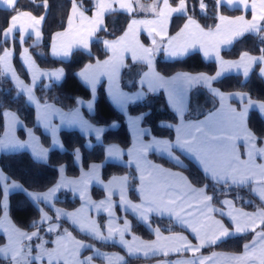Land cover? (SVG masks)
<instances>
[{
    "label": "snow or ice",
    "instance_id": "6c2138e0",
    "mask_svg": "<svg viewBox=\"0 0 264 264\" xmlns=\"http://www.w3.org/2000/svg\"><path fill=\"white\" fill-rule=\"evenodd\" d=\"M34 3L35 0H32ZM0 3L5 5L7 9L15 12V15L10 17L9 26L3 30V35L5 38L11 36L15 31L20 33V42L23 43L24 35L31 30L34 33L36 40L39 41L42 37L40 30V25L44 21V16H34L28 11H18L17 5L18 0H0ZM199 8L201 12L207 8L205 0H198ZM118 5V9L114 8L113 5ZM42 6L48 8V0H42ZM214 6L216 9L237 6L242 7L244 10L251 9L252 17L250 20L245 19L243 15L237 16L234 19H230L224 15H219L218 19L220 24L216 26L215 32L212 30L205 31L197 23L192 16H187L186 23L176 34L175 37L169 38V45L176 41L180 37L197 35L204 37H220L221 29L223 26L227 25V31L231 33L230 37L224 39H218L217 42L212 46L211 49L205 48L204 55L207 57L211 53H214L217 62L220 65V70L216 72L215 76H208L205 74H199L196 76L181 74L177 77H173L171 81H165L162 77H158L162 84L170 85V100L173 103V107L179 113L181 120L183 121V114L185 110V94L187 87L195 84H202L206 86L213 96H216L221 101L220 110L217 113L210 114L205 121H200L196 124L177 126V136L175 141L167 140H153L147 144L140 143L136 149L135 153V163L137 169L140 171L141 184L144 185L147 176H151L153 171H158L156 166L151 165L147 161V153L149 150L154 149L156 151L167 153L168 156L176 162L177 165H181L179 156L174 155L175 150H179L181 153L191 155L201 166L205 178L211 179L217 184H223L224 186L237 185L243 186L251 180H256L257 183H264V165L255 166L259 168V178H257V173L253 170L252 158L254 152L264 155V148L256 149L257 137L252 133L246 124L247 114L250 109H258L262 114H264V101H254L246 93H233L224 94L219 90L212 88V81L221 77L222 74L231 69H243V75L248 77L250 69L254 64H264V55L259 57L252 56L248 52H244L240 55L237 61H225L220 57V44H230L232 43V38L243 36L245 33H255L259 35L264 32V0H252L251 4L249 0H214ZM96 11L94 15L89 18L85 15L82 10V5L77 2V0H71V13L68 16L67 24L68 27L64 32H57L53 36L52 51L53 55L67 57L70 55L73 45L81 47L85 50L89 48V38L94 36L97 31L106 30L103 29V18L106 12H113L118 10H123L128 14H132L136 11H142L151 13L154 19H132L128 24L127 30L124 34L114 41H103L105 48L113 53V55L103 62L97 61L96 68L106 67L113 65L114 70L117 69L119 65L123 64L125 53H130L132 60L135 62L137 60L146 61L149 65V69H152V59L151 55L153 51L157 50L159 45L156 37H161L163 39L167 35V25L170 18L174 13L187 15L188 12V0H178V5L173 7L170 4V0H153L150 5H145L141 3V0H95ZM79 19L80 28L82 31L78 32V38L72 39L69 43L64 44L63 42L57 45V40L63 41L69 38L74 32V21ZM87 25V27H84ZM144 27L148 35L152 38V45L154 47L148 48L144 47L139 43L138 34L141 27ZM262 42H264V35L260 36ZM195 42V41H194ZM203 47V45H202ZM186 51V47L180 49H173L170 54L173 56L182 55ZM264 53V49H261ZM12 52L5 49L3 55H0V74L6 75L11 73L12 79L16 82L17 87L22 93H26L29 101L34 102L39 107V102L35 100L33 89L27 85H24L22 81L16 76L15 71L11 68L9 63ZM23 57L25 62L31 69L34 62L28 55V49H23ZM93 66L88 65L85 71H82L79 75L84 78V80L91 84L93 87V92L95 91V84L98 82V74L89 75L88 70ZM261 76H264V67L260 69ZM48 75L50 77H55L59 79L63 75L62 70H57L51 73H40L38 71L33 73V85L39 76ZM148 76V73H145ZM111 80V76H110ZM143 82V81H142ZM149 89L155 90L153 83L149 81ZM140 93L135 96H129L125 93L116 90L112 93L113 99L117 105L123 108L128 102L138 99ZM233 97H236L241 104L239 110L231 106H227V112L229 113L228 127L224 128L220 121L214 120L215 116L220 115L221 112L225 111V102ZM78 103H83L78 101ZM44 118L47 119L48 111L51 106L45 105ZM89 110L92 109V103L87 104ZM5 117L10 118V123L14 126L19 123L17 117L14 113L5 112ZM139 119V118H138ZM70 123H76L81 126L82 129H88L95 131L97 138L100 137L101 133L104 131L102 128L92 129V126L87 124L79 114L77 110L72 114V119ZM171 127V126H169ZM145 130H138V135H142ZM226 133V134H222ZM199 134V136L197 135ZM7 135V133H6ZM242 140L245 147L248 149L247 155L249 157L248 161H242L240 159L239 152L236 147V141ZM23 147L19 141L9 140L0 141V147ZM108 156L112 158H119L121 156V150L116 147L108 148ZM38 159H44L46 155V150L35 153ZM129 155H132V151L129 150ZM76 158L79 159V150H76ZM133 161H129L132 163ZM99 165H92L91 170L87 173H83L80 181H65L63 178V167H61V181L57 183L56 186L50 188L46 192H29L23 189L21 185L13 181L10 185L8 183L3 184V202L0 205V209L3 210V218L0 219V227H2L3 232L8 235V244L0 247V256L4 259L10 260V264H34V261L41 260L45 256L49 258V264H59V260L63 259L68 253L67 247L63 244V240L66 237H71V233L64 230L65 236L58 237L54 243H56L57 248L49 251L44 248V241L37 244L36 247L40 249L39 253L35 256L32 255L31 245H25L23 242L25 240L31 241L33 238L41 239L39 236V231H33L31 233L24 232L14 225L11 224L10 220L7 218V196L9 188L21 189L26 192L27 196L33 202V204L38 205L40 203L48 204L51 202L55 193L62 187H70L76 185H83L85 188L90 180H96L99 183L97 172ZM172 176H179L180 180L183 182L185 188L191 193H198L199 199L197 202L193 203L188 201L187 195L182 193L181 190L173 185H166L152 190H147L141 188L142 192V203L141 204H130L126 200L124 192L125 186L128 181V177H122L117 181L116 178L109 181L105 185L107 190V196L105 200L99 203L87 201L96 209H103L112 216V196L114 194L113 185H120V203L124 206H130L133 211L138 212L140 219L148 222L149 214L155 212L157 214L163 215L168 213L175 218L186 228L191 229V232L195 235V239L199 241L197 244H192L188 241L186 236L183 235H172L163 236L160 233L159 228L153 231L156 234V240L151 242H141L138 246L133 247L124 240L125 232L129 229L130 225L127 220L124 221L123 228H114L111 223L108 226V235L104 236L100 231V226L94 222L84 223L75 219L76 213H66L57 210V219L61 215L67 217L72 221L74 225H78L82 231H87L99 239H111L114 234H118L120 237V242L128 247L129 254L133 253H143L145 256L149 254L155 255L158 253H163L167 256L170 251L173 252H183L190 251L194 254V258L189 261H178L175 264H207L210 257L195 258V253L200 252V249L207 245H215L222 238L229 237L235 233H243L247 231H252L255 236L250 244L244 245V254L241 256H232L228 259L233 261H247L248 264H264V231H257L258 228L264 226V209L258 210L256 213H244L238 212L235 215L230 211L227 215L235 224V231L230 232L229 228L225 227L220 221H213L215 228L212 231L204 230L203 225H197L191 222L196 213L200 215H207L213 211H220L223 215L221 209H213L211 206L212 197L205 194V189H196L191 186V183L187 180V177H183L181 174L170 173ZM8 178L0 173V181H7ZM74 190L80 191L81 199L85 198V191L80 190L79 187L74 188ZM256 191V189H253ZM259 195L261 200H264V188L259 190ZM223 205L233 208L231 201L225 200L221 202ZM41 213L40 221H33L32 226L40 228L45 221L51 220V217L44 213L43 209H39ZM242 217L245 219L242 221ZM59 225H50L48 231H54ZM137 237H133V240H137ZM260 241L258 244L257 241ZM75 249L72 254L78 251L81 247H87L79 241H74ZM63 249V251L61 250ZM216 254L214 253L213 256ZM91 257L87 258V264H91ZM123 259V258H121ZM65 264L67 261L65 260ZM167 264V262H166Z\"/></svg>",
    "mask_w": 264,
    "mask_h": 264
},
{
    "label": "crops",
    "instance_id": "0c3cea01",
    "mask_svg": "<svg viewBox=\"0 0 264 264\" xmlns=\"http://www.w3.org/2000/svg\"><path fill=\"white\" fill-rule=\"evenodd\" d=\"M153 2V0H141V3L145 4V5H150ZM252 0H249V3L251 4ZM259 2V0H257V3ZM162 3V0H161ZM171 4V2H170ZM173 7H176L178 4L173 5L171 4ZM0 7L1 8H7L5 5H3L2 3H0ZM114 8L118 9V5H113ZM228 8L230 9H240L242 11V13L235 15V16H229L226 14H220V15H224L226 17H229L230 19H234L237 16H241L243 15L245 17V19L250 20L252 17V12L251 9L249 10H244L242 7H237V6H228ZM82 10L84 11L85 15L89 18H91L95 11V0H94V9L92 11V13H87L85 11V9L82 7ZM120 12H124L123 10H118ZM29 12V11H28ZM114 12V11H113ZM71 13V10H70ZM111 13V12H106L103 18V28L105 27V20H106V16ZM33 14V13H32ZM15 15V14H14ZM34 15V14H33ZM131 15V18L128 22V24L131 22L132 19H154L153 14L151 13H147V12H142V11H136L133 12ZM177 15H182V14H177L174 13L172 15V17L169 20V23L167 25V35L161 39V37H156L157 42H158V49L153 51L152 55H151V59H152V69L150 71L149 69V65L146 61H133L131 58V54L130 53H125L124 55V60H123V64L119 65L117 67V69L114 70L113 65H109L106 67H101V68H96V63L97 61L103 62L105 60H108L113 53L109 50H107L105 48V45L103 43V48L104 50L107 52L106 57L102 58V59H97L94 62H89L87 64H85L81 69H79L76 72V75L78 77V79L85 85L87 86L90 91H91V97L89 99H84L81 97H78L76 100V105L73 108L70 109H65L63 107H61L60 105L54 103V102H50V101H42L37 92L36 89L38 86H42L44 88H50L53 84H59L63 81L64 77H65V69L62 66H58V67H42L38 64V62L36 61L34 55L32 54L31 50H30V45L26 44L27 39H30V42L32 45H37L40 44L43 40V33H42V24L40 25V30L42 33V37L39 41L36 40V37L34 35V33L31 32V30H29L28 33H26L24 35V41L23 43L20 42V33L19 31H15L11 36L5 38L3 35V40L7 41V44H1L0 42V47H2L0 55H3V52L5 49H8L9 51L12 52V56L10 57L9 63L11 65V68L15 71L16 76L19 78L20 81L23 82L24 85H27L29 87H32L33 89V94L35 97V100L39 102V107L37 106L36 103L29 101L28 96L26 93H22L20 91V89L17 87L16 82L12 79L11 77V73H8L6 75H3L4 77L8 78L13 85L15 86V88L17 89V91L19 93H21L22 95L25 96L27 102L33 106V108L35 109V121H36V125L47 135H49L50 140H51V148L59 150V151H64L66 150V147L62 141V137H61V132L63 130H75L78 131L79 133H81L82 135H84L87 138V146L91 147L96 143H102L103 140V135L106 132V130L108 129H114L117 127V124L112 123L111 125H103V124H97L92 122L89 117L88 114H93L95 112L96 109V99H97V91L98 88L101 85H104L105 90H106V94L108 99L110 100V102L113 104V106L119 110L120 112L125 114L126 117V123L128 126V130L131 136V144L128 148H123L121 145L117 144V143H109L105 145V160L103 162H94L91 163L89 165L88 168H84L83 164H82V154L81 151L79 150V159L76 158V150H74V160L76 165L79 167L80 169V173L77 176H70L67 174V170H66V165L65 164H61L58 166V180L56 182V184H54L51 188H53L54 186L57 185V183H59L61 181V172L60 169L61 167H63L64 171H63V178L65 181H80L81 177L83 175V173H87L91 170L92 165H99V169L97 172L99 181H102V183L97 182L96 180H90L87 184V187L85 188L83 185H76V186H70V187H62L60 188L54 195V197L52 198L51 202L48 204L45 203H40L38 206L40 209H43L44 213L47 214V216L51 217V220L49 221H45L43 224L46 225V231H48V228L50 225H59L58 222H55V220L57 219V210H61V212H66V213H76L77 215L74 217L75 219H78L81 222L84 223H88V222H94L96 224H98L100 226V231L104 236L108 235V226L111 223V226L116 228H123L124 226V221L127 220L129 222V229L125 232L124 235V240L128 241V243L130 245H132L133 247L138 246L141 242H151V241H155L156 240V234L153 231L156 228H159L160 233L163 236H172V235H183L186 236L188 241L191 242L192 244H197L199 243V241L197 239H195V235L191 232V229L186 228L184 225H182L176 218L175 216H171L168 213H164L163 215L157 214L155 212L149 214V221L145 222L143 220L140 219V216L138 214V212H135L132 210V208L130 206H124L120 203V185L114 184L112 187L114 189V194L112 196V204H113V208H112V216H109V213L107 211H104L103 209H96L95 207H93L91 204H88L87 201L90 200L92 202L95 203H99L102 200H105L106 196H107V190L105 189V185H107L109 183V181L113 180V178H116L117 181H119L120 178L122 177H128V181L127 184L125 186V198L127 201L130 202V204L135 205V204H141L142 203V192H141V188H145L147 190H152V189H156L159 187H163L166 185H173L178 187L182 193L187 195L188 201L190 202H197L199 199V194L198 193H191L189 192V190L187 188L184 187L183 182L180 180L179 176H172L170 175V173H176V174H181L183 177H187V180L191 183V186L193 188L196 189H205V194L208 196L212 195L207 191V187L206 186H196L194 185L191 180L189 179V177L186 175V173L184 171H182L181 169H177V168H172L169 166H166L160 162H157L155 160H153L150 157L151 153H155L156 155L162 156L167 158L169 161H171L172 163L176 164V162L174 160H172L167 153L164 152H160V151H156L154 149H151L148 151L147 153V161L150 162L151 165L156 166V168L158 169V171H153V174L151 176H147L146 175V180L144 182V185L142 186L141 184V180H140V176L141 173L140 171L137 169L136 163H135V153H136V149L137 147L140 145V143H144L147 144L149 142H151L153 140V138H155L156 140H167V141H175L176 136H177V131L176 128L177 126H180L182 123L184 125H189V124H196L200 121H205L207 117L210 116V114H214L217 113L220 110L221 107V101L219 100L218 97L213 96L212 93L209 91V89L202 85V84H195L192 85L190 87H187L186 89V94H185V110H184V114H183V121L181 120V117L179 115V113L175 110V108L173 107V103L170 100V85L168 84H162L161 81L158 79V77H162L163 80L165 81H171L173 77H177L178 75L181 74H188V75H192V76H196L199 74H205L208 76H215L216 72L220 70V65L217 62L214 53L210 52L209 56H205L204 55V49L208 48L211 49L212 46L217 42L218 39H224V38H228L230 37L231 33L229 31H227V25L223 26L221 29V36L220 37H204V36H200L197 35L196 37H192V36H184V37H180L178 38L176 41H174L171 45H169V38L171 37H175L176 34L180 31V29L183 27V25L186 23L185 22L182 24V26L174 33H170V25H171V21L173 19L174 16ZM36 16V15H34ZM39 17V16H37ZM194 19V18H193ZM196 20V19H195ZM197 21V20H196ZM197 23L200 25L201 28H203L206 32L209 30H212L213 32H215L216 30V26L218 24H220V21L218 20L217 25L214 28L211 29H207L204 28L198 21ZM264 23V22H262ZM9 26V25H8ZM68 27V24L66 25V27L63 30L57 31V32H64ZM84 27H87V25H85ZM128 25L126 26L125 30L118 35L115 38H107L104 39L108 40V41H114L116 39H118L119 37H121L124 32L127 30ZM82 31V29L80 28V21L79 19L74 21V32L72 33V35L69 38L64 39L63 41H61L60 39L57 40V45L61 44L62 42L64 44L69 43L72 39H77L78 38V32ZM56 32V33H57ZM99 31H97L95 33L94 36L89 38V48L87 50L75 46L73 45V48L71 50V53L69 56L64 57V56H57V55H53V51H52V44H53V39L50 45V56L54 59H58V60H62V61H66L69 60L72 53L75 50H83L85 52H90L91 51V43L92 41L95 39L96 34ZM55 33V34H56ZM250 34H255V33H251ZM263 33V32H262ZM260 33V35L262 34ZM54 34V35H55ZM248 33H245L244 35H246ZM53 35V36H54ZM243 35V36H244ZM243 36H239V37H234L232 38V43L230 44H220L219 48H220V57L221 59L225 60V61H237L239 60L240 54L237 58H224L222 56V52L224 50L229 49L236 40H238L239 38L243 37ZM17 39V41L20 43V50H19V60L22 63L26 73H27V78H24L23 76L20 75V73L18 72V70L16 69L15 63H14V57H15V46H14V39ZM138 40L139 43L142 44L144 47H154L152 45V38L148 35L147 30L142 26L140 29V32L138 34ZM195 41V42H194ZM203 45V47H202ZM182 47H186V51L183 52L182 55H176L173 56L170 54V52L173 49H180ZM27 48L28 49V55L31 57V60L34 62L33 67L30 69L28 64L25 62L24 57H23V49ZM193 52H199L202 56V58L205 61H215L217 63V70L216 72L211 75L208 74L206 72H189V71H178L175 72L173 74L170 75H164L162 74L161 71H159L156 67V59L157 57L161 54L164 59H166L167 61H174V60H180L185 58L186 56H188L189 54L193 53ZM244 53V52H243ZM252 56H256L259 57L261 55H264V53L261 54H252L249 53ZM129 63H137V64H143L146 68L145 70L140 74V76L137 79V84L138 87L136 90H127L123 87L122 85V73L124 68L129 64ZM88 65H92L93 67L91 69L88 70V74L89 75H93V74H98V82L95 84V91L93 92V87L91 84L87 83L83 77H81L79 74L82 71H85L86 67ZM256 65H259V68L261 69V67H264V64H254L252 66V68L250 69L249 75L251 74V72L253 71V69L255 68ZM57 70H62L63 71V75L59 78L56 79L55 77H50L48 75H42L39 76L36 81L35 84L33 85V73L38 71L40 73H51V72H55ZM260 72V71H259ZM145 73H148V76H145ZM230 74H234V75H241L244 78H248L245 77L243 75V69H231L228 70L226 72H224L222 74L221 77L217 78L221 79L226 75H230ZM261 75V74H260ZM110 76H111V80H110ZM264 79V76H261ZM212 81V88L219 90L221 93H224L226 95L228 94H233V93H246L248 96L249 94L247 92H243V91H222L221 89H219L217 86L214 85V82L216 81ZM143 81V82H142ZM149 81H151L153 83L154 89L155 90H150L149 89ZM116 90H118L119 92L125 93L129 96H135L137 93H140L142 95H140V97L138 99H135L133 101L128 102L123 108H121L119 105H117L113 99L112 93L115 92ZM196 90H203L205 91V93L207 94L210 102L212 103H216V107L210 111H207L204 115L198 116V115H190V105H191V95L192 93H194ZM152 94H162L167 102V105L169 106V108L174 112V114L176 115L177 119L175 122H171V121H160V126L165 127V128H169L173 131L174 133V137L172 139H169L167 137H162V136H156L154 134H152V130L149 126H147L146 124H144V119L145 116L147 115V111L146 112H142L139 114H130L128 112L129 106L135 103H140V102H144L146 101V99H148L149 95ZM205 98L197 100V102L195 103V107L196 110L202 111V109H204V105L205 102L207 104V100H205ZM254 101H259V100H255ZM78 101H82L83 103H78ZM91 102L92 103V109L89 110V108L87 107V104ZM45 105L51 106L50 109H47L48 111V116L47 119L44 118V113H45ZM225 111L221 112L220 115L215 116L214 120L216 121H220L222 123V125L224 126V128L228 127V122H229V113L227 112V106H231L233 108H236L237 110L240 109L241 104L240 101L236 98L233 97L229 100H227L225 102ZM79 111L80 117L87 122V124L92 126V129L95 128H102L104 129V131L101 133L100 137L97 138L95 131L92 130H88V129H82L81 126L79 124L76 123H70L71 119H72V114L76 111ZM251 110H257L260 114V116L264 119V114H262L258 109H250L249 112ZM206 111V110H205ZM5 112H10V113H14L15 116L17 117L19 123H16L14 126L11 125L10 123V118L9 117H5L4 116V131L2 133V135L0 136V141H9V140H15V141H19L20 144L24 145L23 147L17 146V147H9V148H3L0 147V157L2 154H8V153H16V152H22V151H26L28 152L32 158L38 162H42V163H47L49 161V153H50V148L46 147L39 135L36 133V131L34 130V128L32 127H28L24 121L20 118V116L14 112L13 110L10 109H5ZM249 112L247 114V118H246V124H247V128L254 133V131L250 128L249 124H248V116H249ZM201 114V113H200ZM139 118V119H138ZM171 126V127H169ZM138 130H145L144 133L142 135H138ZM7 133V135H6ZM222 134H226V133H222ZM255 134V133H254ZM199 136V134H197ZM256 136V134H255ZM257 137V136H256ZM116 147L118 149L121 150V156L119 158H112L108 156V148L109 147ZM236 147L237 150L239 152L240 155V159L242 161H248L249 157L247 155V151L248 149L245 147L244 143L242 140H237L236 141ZM264 148V138L262 141L258 140L257 137V141H256V149H262ZM42 150H46V155L44 159H38L36 156V152H40ZM129 150L132 151V155H129ZM174 155L179 156L181 161H183V163L179 166L184 167L186 165V161L184 158H182V156L188 158L190 161L194 162L201 170V166L198 164V162L191 156L188 154H184L181 153L179 150H175L174 151ZM129 161H133L132 163H129ZM106 163H118V164H122L124 166L133 168L135 173H136V177H137V185H136V194H137V199H132L130 197V193H129V181L130 178L128 176V174H118V175H112L111 177H109L108 179H104L103 175H102V171H103V167ZM177 165V164H176ZM258 165H264V155H261L259 153L254 152L253 158H252V166H253V170L257 173V180L259 178V168L255 167ZM203 172V171H202ZM0 173H3L4 177H7L8 180L7 181H0V185L1 188L3 189V184L4 183H8L9 185L15 181L16 183H18L19 185L22 186L23 189H26L19 181L14 180L12 178H10L3 170L2 167L0 165ZM243 186H248L250 187L252 193L260 200V202L263 204L264 206V200H261L260 195H259V190L261 188H264V183H257L256 180H251L249 181L247 184L243 185ZM79 187L80 190L85 191V198L81 199L80 196V191L79 190H74V188ZM98 189L100 191H102V196L99 198H96L93 194V190L94 189ZM50 189V188H49ZM47 189V190H49ZM253 189H256V191H254ZM29 192H36V191H31L26 189ZM45 191H41V192H46ZM19 191H23L21 189H12L9 188L8 191V196H7V218L8 220H10L11 224L14 225L16 228L22 230L20 227H18L14 221L12 220L10 214H9V205H10V195L13 192H19ZM70 192L72 194V197H76L80 200V205L74 209H67L65 207L59 206L55 203V201L60 197V193L61 192ZM25 192V191H23ZM3 193V192H2ZM26 193V192H25ZM27 195V194H26ZM29 198V197H28ZM3 195H2V202H3ZM30 199V198H29ZM231 201L232 205L234 206L233 208H229L228 206L223 205L221 202L222 201ZM211 206L213 209H221L222 212L224 213L223 215L221 214L220 211H213L210 214L207 215H200L199 213H196L195 218L191 221L193 223H196L198 226L199 225H203L204 226V230L206 231H212L215 228V225L213 223V221H220L225 227L229 228L230 232H234L235 231V224L234 222L230 219V217L227 215L228 212H232L234 215L238 212H244V213H256L258 210L264 209V207L262 208H258V209H254V210H248L245 209L241 206H239L236 201L230 197H225L220 201V204H215L213 202V197L211 200ZM121 213V214H120ZM128 214H131L132 216H134L138 221H140L141 223L145 224L147 227H149L152 232L154 233V237L152 239H144L141 236L137 235L136 233H134L132 231V221L131 219L127 216ZM4 213H2V216L0 217V219L3 218ZM99 216H103L104 217V221L103 224L102 222L100 223L99 220ZM153 217H160V218H167L169 220H171L175 225L179 226L180 228H182V231H171V232H165L163 231L159 226H156L154 224H152L151 220ZM67 220L68 222H70L71 224L72 221L70 219H68L67 217L61 215L59 220ZM242 221L245 219L244 217L241 218ZM74 225V224H73ZM77 229H79L82 233H85L87 235L92 236L93 238L103 241V242H108V243H115L117 245H119L123 252L126 253L124 254L123 252H117V251H106V250H101L99 248H97L96 246H93L87 242H84L82 240H78L76 239L72 234L71 237H66L65 236V232L62 228H60V225L58 228H56V230L51 231V233H59V235L56 237V239L54 241L57 240L58 237L61 236H65V239L63 240V244L67 247L68 249V253H66L65 257L63 259L59 260V264H65V260L67 261V264H87V258L91 257V264H124L126 262V256H130V257H134V258H143V259H151L154 258V260L149 261V262H144V263H140V264H175V262L178 261H189L192 260L194 258V254L190 251H183V252H173L170 251L168 253L167 256L163 255V253H158L155 255L149 254L148 256H145L142 252L141 253H133V254H129L128 252V247L125 244H122L120 242V237L118 234H114L113 238L111 239H99L97 237H95L94 235H92L91 233L87 232V231H82L80 229V227L78 225H74ZM24 231V230H22ZM33 231H38V230H33ZM33 231H30L28 233H31ZM257 231H264V229L258 228ZM27 232V231H24ZM50 232V231H48ZM68 233H70L69 231H67ZM252 231H247V232H243V233H235L232 236L229 237H233V236H239V235H244L247 233H250ZM0 235H2L5 238V242L3 244L0 245V247H3L4 245L8 244V235L6 233L3 232L2 227H0ZM255 236V233L253 234L252 238L247 241L245 244H250L251 241L253 240ZM133 237H137V240H133ZM229 237H225L222 238L220 241L225 240ZM41 238V237H40ZM36 238H33L31 240V242H33ZM40 241H38L37 244L41 243V241H44V248L48 249L49 251L56 249L57 245L56 243H54L52 246H49L46 244V239L45 238H41L39 239ZM74 241H79L81 242L83 245H86L87 247H81L78 249V251L75 252V255L72 254L73 250L75 249V244ZM220 241H218L217 243H219ZM28 242L25 240L23 243L26 245ZM36 243V242H35ZM216 243V244H217ZM257 243L259 244L260 241L258 240ZM244 245L241 251L239 252H229V251H212L209 253H203L202 250L208 246H212V245H207L203 248L200 249V252L195 253V258H201V257H210L211 259L207 261V264H248L247 261H233L228 259V257H232V256H241L244 254ZM86 249H91V253L86 255V256H82V251L86 250ZM63 251V249H61ZM40 249L36 247L33 256H35L37 253H39ZM216 254L215 256H213V254ZM170 256H173L172 258ZM0 258L4 259L3 256H0ZM97 258H100L102 261L99 262L97 260ZM123 258V259H121ZM36 262V263H35ZM34 264H49V258L47 256H45L43 259L41 260H36L34 261ZM54 264H55V260H54Z\"/></svg>",
    "mask_w": 264,
    "mask_h": 264
},
{
    "label": "trees",
    "instance_id": "16d2710c",
    "mask_svg": "<svg viewBox=\"0 0 264 264\" xmlns=\"http://www.w3.org/2000/svg\"><path fill=\"white\" fill-rule=\"evenodd\" d=\"M87 13H92L94 9V0H77ZM171 4H178V0H170ZM207 8L201 12L198 0H188L187 15L174 16L171 25L170 33L176 32L187 19V16H192L204 28H214L218 23V16L226 14L235 16L242 11L240 9H230L228 7L216 9L214 0H205ZM18 11H29L36 16H44L45 19L42 25L43 40L40 44L32 45L30 39H27L26 44L30 45V50L34 55L38 64L42 67H58L62 66L65 69V77L59 84H53L50 88L38 86L36 92L42 101L54 102L65 109L73 108L76 105L78 97L89 99L91 97L90 89L85 86L77 77L76 72L85 64L94 62L97 59L106 57L107 52L103 48V40L107 38H115L120 35L128 25L131 15L128 13L114 11L106 16L105 27L100 30L95 39L91 43V51L75 50L70 59L66 61L54 59L50 56V45L53 35L60 30H63L67 25L68 16L71 10V0H48V8L42 6V0H18ZM15 12L0 7V42L7 44L3 40V30L9 25L10 17ZM264 35V32L261 34ZM260 34H246L234 42L227 50L222 52L224 58H237L241 53L248 52L252 54H261V49H264V42L260 39ZM15 57L14 63L16 69L21 76L27 78V73L19 60L20 43L14 39ZM2 47H0L1 52ZM156 67L164 75H170L178 71L189 72H206L213 75L217 70L215 61H205L199 52H193L180 60L167 61L160 54L156 59ZM143 64L129 63L122 73V85L127 90H136L138 87L137 79L145 70ZM259 65H256L248 78L241 75H226L214 82L222 91H243L247 92L252 99L264 101V79L260 75ZM205 107L202 111L196 110L195 103L197 100L203 99ZM204 100V101H205ZM216 107V103L210 102L207 94L203 90H196L191 95L190 115H204ZM10 109L16 112L28 127L34 128L39 135L42 143L50 148L49 161L42 163L34 160L32 156L26 152H16L2 154L0 157V165L2 170L12 179L19 181L26 189L36 192L45 191L56 184L58 180V166L66 165L67 174L77 176L80 173L79 167L74 160V150L79 149L82 154V164L84 168H88L91 163L103 162L105 160V145L109 143H117L123 148H128L131 144V136L126 123L125 114L117 110L107 97L104 85H101L97 91L96 109L93 114H88L89 119L97 124L111 125L117 124L114 129H108L103 135L102 143H96L91 147L87 146V138L75 130H63L61 132L62 141L66 150L59 151L51 148V140L49 135L45 134L35 121V109L31 106L24 95L19 93L13 83L6 77L0 74V136L4 131V110ZM206 110V111H205ZM148 112L144 119V124L149 126L152 134L156 136L167 137L172 139L174 133L171 129L160 126V121L166 120L175 122L177 117L167 105L166 99L162 94L149 95L144 102L135 103L129 106L130 114H139ZM201 113V114H200ZM248 124L254 131L259 141L264 138V119L260 116L257 110H251L248 116ZM150 157L166 166L181 169L186 173L191 182L196 186H206L207 191L212 195L213 202L217 205L225 197H230L236 203L248 210H254L264 207L260 200L252 193L248 186L230 185L224 186L217 184L211 179L205 178L202 170L188 158L185 159L184 167L176 165L167 158L151 153ZM128 174L129 193L132 199H137L136 185L137 177L133 168L124 166L118 163H106L103 167L102 175L104 179H108L112 175ZM96 198L102 196V191L93 190ZM2 188L0 185V205H2ZM59 206L67 209H74L80 205V200L72 197L68 191L61 192L60 197L55 201ZM39 206L33 204L25 192H13L10 195L9 214L14 223L24 229L31 230L33 221H38L40 218ZM40 209V208H39ZM3 210L0 209V217ZM121 214V213H120ZM127 216L132 221V231L144 239H152L154 233L145 224L138 221L134 216L127 213ZM103 224V216H99ZM152 224L159 226L165 232L182 231L183 229L175 225L167 218L153 217ZM61 223L70 229L73 234L80 239L90 241L95 246L109 251L123 252L122 248L114 243H106L97 241L86 234L80 233L76 227L70 224L67 220H61ZM264 229V226H262ZM253 232L229 237L219 243L208 246L202 250L203 253L212 251H229L239 252L242 250L244 243L249 241ZM5 242V238L0 235V245ZM87 252V251H85ZM124 253V252H123ZM126 254V253H124ZM171 258L173 256H170ZM134 258L126 256L124 264H140L154 260ZM6 261L0 258V264Z\"/></svg>",
    "mask_w": 264,
    "mask_h": 264
},
{
    "label": "rangeland",
    "instance_id": "374dc122",
    "mask_svg": "<svg viewBox=\"0 0 264 264\" xmlns=\"http://www.w3.org/2000/svg\"><path fill=\"white\" fill-rule=\"evenodd\" d=\"M40 219H41V213H40V218L38 219V221H40ZM64 220V219H63ZM99 220H100V217H99ZM54 221L55 222H58L59 223V225H60V228H62L63 230H65V229H67V231H69L76 239H78V240H82V241H84V242H87V243H89V244H91V245H93V246H95L94 244H92L90 241H86V240H83V239H80L79 237H77V236H75L74 234H73V232L70 230V229H68L66 226H64L62 223H61V220H55L54 219ZM101 221L102 220H100V223H101ZM71 224V223H70ZM71 225H73V224H71ZM74 226V225H73ZM46 225L45 224H43L39 229L38 228H33V229H31V230H24V229H22V230H24V231H27V232H30V231H33V230H38L39 231V236L41 237V238H45L46 240V244L47 245H49V246H52L53 244H54V240L56 239V237L59 235V233H51V232H48V231H46ZM75 227V226H74ZM77 229V228H76ZM80 233H82L79 229H77ZM82 234H85V233H82ZM87 235V234H86ZM88 236H90V235H88ZM91 238H93L92 236H90ZM93 239H95V238H93ZM95 240H97V239H95ZM38 241H40L39 239H35L33 242H28L26 245H31L32 247H31V251H32V255L34 254V251H35V249H36V245H37V243H38ZM97 241H100V240H97ZM36 242V243H35ZM100 242H103V241H100ZM106 243H108V242H106ZM115 244V243H114ZM117 245V244H116ZM119 246V245H118ZM97 247V246H96ZM120 247V246H119ZM97 248H99V247H97ZM99 249H101V248H99ZM101 250H104V249H101ZM85 251H87V252H85ZM106 251H109V250H106ZM117 252H120V251H117ZM91 253V249H86V250H84V251H82V256H86V255H88V254H90ZM5 261H6V263H4V264H10V260H7V259H4ZM97 260L99 261V262H101L102 260L100 259V258H97ZM36 263V262H35ZM101 264H104V263H101Z\"/></svg>",
    "mask_w": 264,
    "mask_h": 264
}]
</instances>
